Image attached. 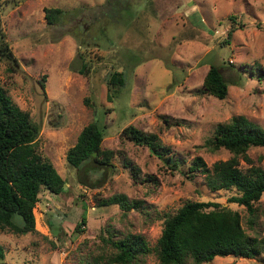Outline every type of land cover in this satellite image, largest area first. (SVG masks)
I'll use <instances>...</instances> for the list:
<instances>
[{
  "label": "rangeland",
  "instance_id": "rangeland-1",
  "mask_svg": "<svg viewBox=\"0 0 264 264\" xmlns=\"http://www.w3.org/2000/svg\"><path fill=\"white\" fill-rule=\"evenodd\" d=\"M46 8L63 10L57 22H47ZM229 15L242 24L230 36ZM0 38L11 51L0 49V86L39 126L37 150L65 181L58 195L41 189L34 232H0V264H93L92 256L112 252L108 238L130 234L153 247L165 217L187 201L236 210L246 233L264 235V194L251 229L246 209L228 201L234 188L211 191L189 169L196 157L208 166L230 157L204 145L217 124L241 115L264 129V0H0ZM87 50L100 58L85 71ZM211 64L229 85L223 99L203 92ZM114 70L124 83L109 101ZM94 119L113 158L95 170L89 163L76 169L66 153ZM127 125L156 134L163 157L178 167L121 138ZM247 154L264 167V146ZM148 175L154 179L145 181ZM140 264H158L155 253ZM202 264H264V254Z\"/></svg>",
  "mask_w": 264,
  "mask_h": 264
},
{
  "label": "trees",
  "instance_id": "trees-1",
  "mask_svg": "<svg viewBox=\"0 0 264 264\" xmlns=\"http://www.w3.org/2000/svg\"><path fill=\"white\" fill-rule=\"evenodd\" d=\"M62 13L60 8H46L45 18L49 24H53ZM228 19L231 22L228 31L230 36L242 24L236 22L235 15H229ZM0 49L11 54L6 43H0ZM83 57L86 58L83 65L85 71L100 58L91 55L89 50L83 52ZM249 72H256V69ZM123 83L122 72L114 70L109 74V101ZM202 86L203 92L219 99L227 96L229 87L219 67L213 64L209 66ZM38 134L39 126L31 120L28 112L14 104L0 86V232H34L33 209L39 201L41 189L54 195L63 191L64 179L51 161L37 150ZM120 136L146 146L166 163L170 160L171 167H178V160L163 157L156 134L144 133L133 125H127ZM102 140V131L94 119L81 130L76 143L67 151L68 164L80 169L89 163V170L109 165L114 152L102 148ZM204 145L212 151L225 149L230 157L216 160L211 166L201 157H196L189 166L190 171L201 173L211 191L234 188L237 194L228 201L246 209L247 225L253 229L259 210L254 203L264 194V167L255 165L247 151L251 147L264 146V129L241 115L232 116L228 122L217 124L213 135L205 140ZM240 160L247 164L246 168L240 166ZM131 171L135 177L139 176L136 167H131ZM145 178V181L154 179L152 175ZM113 201L117 202L115 199ZM120 202L123 206L124 203ZM14 214L21 216L20 224L13 221ZM85 219L83 215L76 225V231L82 232L80 226L85 224ZM106 242L112 252L92 256L90 259L93 264H140L141 257L151 252L155 253L158 264H202L217 256L257 258L264 254V235L246 233L240 213L217 202H185L174 214L165 217L161 234L153 247L141 235L134 234L117 240L108 238Z\"/></svg>",
  "mask_w": 264,
  "mask_h": 264
},
{
  "label": "water",
  "instance_id": "water-1",
  "mask_svg": "<svg viewBox=\"0 0 264 264\" xmlns=\"http://www.w3.org/2000/svg\"><path fill=\"white\" fill-rule=\"evenodd\" d=\"M64 187H65V185H64Z\"/></svg>",
  "mask_w": 264,
  "mask_h": 264
}]
</instances>
